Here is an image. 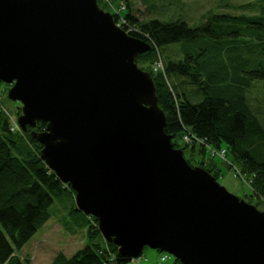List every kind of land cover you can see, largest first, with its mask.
I'll list each match as a JSON object with an SVG mask.
<instances>
[{"label":"water","instance_id":"95a60500","mask_svg":"<svg viewBox=\"0 0 264 264\" xmlns=\"http://www.w3.org/2000/svg\"><path fill=\"white\" fill-rule=\"evenodd\" d=\"M150 49L96 0H0V83L23 128L46 123L41 160L101 237L129 259L148 248L180 264H264V215L190 168L165 134L135 66ZM152 95L156 110L140 104Z\"/></svg>","mask_w":264,"mask_h":264},{"label":"trees","instance_id":"16d2710c","mask_svg":"<svg viewBox=\"0 0 264 264\" xmlns=\"http://www.w3.org/2000/svg\"><path fill=\"white\" fill-rule=\"evenodd\" d=\"M241 8L254 10L255 6ZM256 9L257 14L251 16L210 14L195 28L181 22L138 25L129 12L123 15L127 27L122 29L126 33L137 30L128 35L151 46L135 63L152 79L156 105L165 120L164 132L173 149L182 152L190 168L205 171L217 182L222 176L219 164L228 171L232 165L247 180L252 196L264 203V127L248 102L253 85L264 83V6ZM174 46L181 59L167 61L162 72L154 73L152 66L160 60V51ZM172 79L185 80L187 88L196 89L195 96L178 93ZM198 98L201 101L194 104ZM46 126L37 122L27 131L44 133ZM10 128L0 109V264H23L15 251L50 220L55 199L74 193L41 160L43 146L36 139L13 134ZM22 143L28 146L25 151ZM221 151L228 165L215 161L213 155ZM73 213L85 217V237L90 244L70 259L57 255L51 264L131 263L101 237L97 221L92 225L79 211Z\"/></svg>","mask_w":264,"mask_h":264},{"label":"rangeland","instance_id":"374dc122","mask_svg":"<svg viewBox=\"0 0 264 264\" xmlns=\"http://www.w3.org/2000/svg\"><path fill=\"white\" fill-rule=\"evenodd\" d=\"M100 1V3L96 1L98 9L104 11L105 14L116 16L118 20H115L114 23L121 30H123V27H127V22L124 16L125 13L128 14L129 12L137 21L138 25H143L144 23L152 21H158L163 24L181 22L187 24L191 28H195L200 26L210 14L251 16L257 14V7L264 6V0H149L148 2H141L138 0ZM249 4L254 5L255 9L250 10L241 8ZM132 31L136 32L137 30L133 29L125 33L128 35V33L130 34ZM159 57L160 60L152 66L154 73L162 72L164 69L163 65H165L167 61H178L181 59L177 46L160 51ZM135 66L143 75L150 78L147 71L138 67L136 63ZM184 81L185 80L179 79L177 81L176 79H172L171 83L175 84L178 93L184 92L187 96L194 97L195 95L193 93L196 92V89L190 87L187 88V82ZM10 89L11 88L8 85L0 84V109L5 119L10 122V127H12V129L10 128L11 132L13 134H18V136L23 139L29 137L41 141L45 147V136L49 135V132H47V130H45L44 133H38L35 130L28 132L27 129L22 127L21 123L24 118L23 114L20 112L22 105L8 98V92ZM154 97L155 96L152 95L146 99H141L140 104L147 109L156 110ZM200 101L201 98H198L194 104L199 103ZM248 102L260 124L264 127V83L258 82L253 85L248 95ZM34 128L35 126H33V129ZM55 143L56 141H50V144L52 145ZM21 146L24 151L28 148L26 143H22ZM14 155L22 158L17 152H14ZM213 156L218 164L220 163L218 160L226 165L229 164L224 151ZM219 166L222 176L218 179V182L214 177L211 175L209 176L220 186L224 187L228 193L235 196L240 201H244L246 204L254 207L260 214L264 215V203L259 202L254 196H252L247 180L244 177L239 176L236 168L230 165L228 171L226 166L221 164H219ZM72 197L74 202L72 201ZM72 197L70 196L69 198L67 192L62 197L55 199L49 209L50 220L20 251H15V257H17L23 264H51L53 259L59 254L70 259L78 251L84 249L90 244L85 237L87 229L86 219L80 214L73 213V210H76L75 193ZM86 217L89 218V222H91L92 225L95 224V218ZM96 243L102 245L101 240H96ZM164 256V253L144 248L141 255L135 260H132L129 264H174V259L170 256L166 260H162Z\"/></svg>","mask_w":264,"mask_h":264},{"label":"built area","instance_id":"2783aa9c","mask_svg":"<svg viewBox=\"0 0 264 264\" xmlns=\"http://www.w3.org/2000/svg\"><path fill=\"white\" fill-rule=\"evenodd\" d=\"M184 141L187 143V142H189V138L188 137H184ZM168 257L167 256H164L163 258H162V260H166Z\"/></svg>","mask_w":264,"mask_h":264},{"label":"bare ground","instance_id":"6f19581e","mask_svg":"<svg viewBox=\"0 0 264 264\" xmlns=\"http://www.w3.org/2000/svg\"><path fill=\"white\" fill-rule=\"evenodd\" d=\"M9 35H11V33L9 32ZM8 40H12L11 38H9Z\"/></svg>","mask_w":264,"mask_h":264}]
</instances>
